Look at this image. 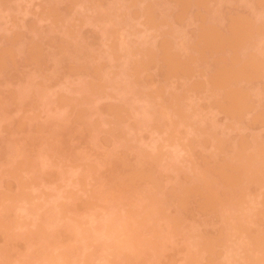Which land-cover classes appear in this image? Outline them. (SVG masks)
<instances>
[{
	"label": "rangeland",
	"instance_id": "374dc122",
	"mask_svg": "<svg viewBox=\"0 0 264 264\" xmlns=\"http://www.w3.org/2000/svg\"><path fill=\"white\" fill-rule=\"evenodd\" d=\"M204 1L0 0V264H264V0Z\"/></svg>",
	"mask_w": 264,
	"mask_h": 264
},
{
	"label": "bare ground",
	"instance_id": "6f19581e",
	"mask_svg": "<svg viewBox=\"0 0 264 264\" xmlns=\"http://www.w3.org/2000/svg\"><path fill=\"white\" fill-rule=\"evenodd\" d=\"M182 1H183V0H182ZM203 1H204V0H203ZM222 1H223V0H222ZM178 2H179V0H178ZM185 2H187V0H185ZM185 2H184V3H185ZM190 2H191V1H190ZM198 2H199V1H198ZM204 2H206V1H204ZM216 2H217V1H216ZM216 2H215V4H216ZM220 2H221V1H220ZM226 2H227V1H226ZM226 2H225V3H226ZM228 2H229V1H228ZM258 2H259V0H258ZM187 3H188V2H187ZM193 3H194V2H193ZM193 3H192V5H193ZM202 3H203V2H202ZM217 3H218V2H217ZM203 4H204V3H203ZM206 4H207V3H206ZM263 4H264V2L261 3V7H262ZM153 5H154V4H153ZM181 5H182V4H181ZM189 5H190V4H188V6H189ZM201 5H202V4H201ZM212 5H213V3L211 4V6H212ZM149 6H150V5H149ZM190 6H191V5H190ZM202 6H203V5H202ZM204 6H205V5H204ZM150 7H151V6H150ZM152 7H154V6H152ZM194 7H195V6H194ZM194 7H193V8H194ZM200 7H201V6H200ZM205 7H206V6H205ZM177 8H178V7H177ZM183 8H184V7H183ZM186 8H187V7H186ZM191 8H192V7H191ZM197 9H198V8H197ZM200 9H201V8H200ZM200 9H199V10H200ZM183 10H184V9H183ZM205 10H206V9H205ZM151 11H152V10H151ZM196 11H197V10H196ZM149 12H150V11H149ZM186 12H187V11H186ZM211 12H212V11H211ZM214 12H215V11H214ZM188 13H189V12H188ZM188 13H187V14H188ZM195 13H196V12H195ZM218 13H219V12H218ZM179 14H181V13H179ZM216 14H217V13H216ZM172 15H173V14H172ZM185 15H186V13H185ZM214 15H215V14H214ZM199 16H200V15H199ZM204 16H205V15H204ZM204 16H203V17H204ZM216 16H217V15H216ZM172 17H173V16H172ZM192 17H193V16H191V18H192ZM195 17L197 18L196 15H195ZM203 17H202V19H203V21L205 22V20H204ZM178 20H179V19H178ZM187 20H188V19H187ZM179 22H180V21H179ZM208 22H209V21H208ZM202 23H203V22H202ZM205 23H206V22H205ZM211 23H212V22H211ZM182 24L184 25L185 23H182ZM200 25H201V24H200ZM206 25H207V24H206ZM209 25H210V24H208V26H209ZM202 26H203V25H201V28H202ZM211 26H212V25H211ZM229 26H230V25H229ZM201 28H199V29H201ZM206 28H207V27H206ZM211 28H213V27H211ZM199 29H197V30H199ZM202 29H204V28H202ZM213 29H214V28H213ZM226 29H227V27H226ZM206 30L209 31V29H206ZM211 30H212V29H211ZM211 30H210V31H211ZM214 30H215V29H214ZM235 30H236V29H235ZM204 31H205V30H204ZM204 31H202V32H204ZM215 31H216V30H215ZM208 33H209V32H208ZM208 33L206 32V34H208ZM215 33H216V32H215ZM215 33H214V34H215ZM230 33H231V32H230ZM200 34H201V33H200ZM203 34H204V33H203ZM180 35H181V34H180ZM196 35H197V34H196ZM209 35H211V33H210ZM209 35H208V36H209ZM215 35H217V34H215ZM215 35H214V36H215ZM228 35H229V34H228ZM203 36H205V35H203ZM214 36H213V38H214ZM231 36H232V35H231ZM181 37H182V36H181ZM235 37H236V36H235ZM201 38H202V37H201ZM207 38H208V37H207ZM213 38H212V36H211V39H213ZM222 38H223V37H222ZM227 38H228V37H227ZM230 38H231V37H230ZM232 38H233V37H232ZM185 39H186V38H185ZM188 39H190V38H188ZM204 39L207 40L206 38H204ZM217 39H218V37H217ZM224 39H225V38H224ZM181 40H182V39H181ZM202 40H203V39H202ZM218 40H219V39H218ZM225 40H226V39H225ZM196 42H197V41H196ZM206 42H207V41H206ZM208 42H210V41H208ZM211 42H212V41H211ZM215 42H217V41H215ZM228 42H229V41H228ZM179 43H180V42H179ZM193 43H194V42H193ZM203 43H205V42H203ZM224 43H226V42L224 41ZM224 43H223V44H224ZM189 44H190V42H189ZM199 44H201V42H200ZM217 44H218V42H217ZM220 44H221V43H220ZM223 44H221V45H223ZM190 45H191V44H190ZM190 45H189V47H190ZM205 45H206V44H205ZM225 45H226V44H225ZM225 45H224V46H225ZM184 46H185V45H184ZM196 46H198V45H196ZM200 46H201V45H200ZM217 46H218V45H217ZM209 47H210V46H209ZM209 47H208V48H209ZM211 47H212V46H211ZM219 47H220V46H219ZM221 47H222V46H221ZM229 47H230V46H229ZM191 48H192V46H191ZM180 49H181V48H180ZM214 49H215V48H214ZM182 50H183V49H182ZM208 50H209V49H208ZM183 51H184V50H183ZM195 51H196V50H195ZM203 51H205V50H203ZM206 51H207V50H206ZM191 52H193V51L191 50ZM196 52H197V51H196ZM198 52H199V51H198ZM208 52H209V51H208ZM200 53H201V52H200ZM190 54L193 55L192 53H190ZM195 56H196V55H195ZM196 57H197V56H196ZM180 58H181V57H180ZM202 58H203V57H202ZM170 59H171V58H170ZM158 60H159V59H158ZM173 60H174V59H173ZM188 60H189V59H188ZM190 61H192V60H190ZM155 62H156V61H155ZM176 62H177V61H176ZM176 62H175V63H176ZM184 62H185V61H184ZM168 63H171L170 60H169ZM173 63H174V62H173ZM175 63H174V64H175ZM171 64H172V63H171ZM174 64H173V65H174ZM184 65H185V64H184ZM169 67H172V66L170 65ZM241 69H242V68H241ZM143 70H144V69H143ZM231 72H232V71H231ZM143 73H144V72H143ZM233 73H234V71L232 72V74H233ZM228 75H229V74L227 73V76H228ZM225 76H226V75H225ZM225 79H226V78H225ZM227 80H228V79H227Z\"/></svg>",
	"mask_w": 264,
	"mask_h": 264
}]
</instances>
